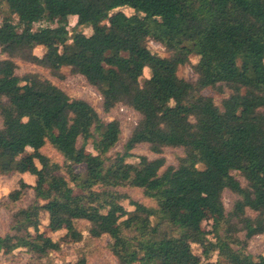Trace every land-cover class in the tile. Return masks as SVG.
I'll return each instance as SVG.
<instances>
[{
  "label": "trees",
  "instance_id": "trees-1",
  "mask_svg": "<svg viewBox=\"0 0 264 264\" xmlns=\"http://www.w3.org/2000/svg\"><path fill=\"white\" fill-rule=\"evenodd\" d=\"M2 1L10 14L0 24L7 56L0 59V174L36 180H21L35 200L13 213L0 252L47 257L62 242L81 241L77 222L85 220L92 237H111L118 264H264V253L249 251L264 234V0ZM124 6L135 13L117 10ZM70 16L92 33L71 36ZM149 40L170 55L153 53ZM193 55L196 79L180 77ZM17 60L56 76L64 67L83 75L106 113L120 103L135 109L140 120L123 150L113 152L123 137L119 119L104 121L88 100L40 73L20 76ZM208 87L230 93L218 105L203 93ZM47 144L62 162L43 152ZM141 144L156 157L136 155ZM168 147L183 149L177 165L167 164ZM126 187L155 204L132 199ZM227 190L237 196L230 209ZM63 229L60 241L50 234Z\"/></svg>",
  "mask_w": 264,
  "mask_h": 264
},
{
  "label": "rangeland",
  "instance_id": "rangeland-1",
  "mask_svg": "<svg viewBox=\"0 0 264 264\" xmlns=\"http://www.w3.org/2000/svg\"><path fill=\"white\" fill-rule=\"evenodd\" d=\"M117 10H123L128 15L135 13L132 7L124 6ZM116 10V11H117ZM10 14L9 7L6 2H0V24L6 15ZM69 27L71 30V36L76 32H84L86 34H91L93 29L89 25L76 26L77 17L70 16ZM37 26L42 25L37 23ZM149 49L160 56H169L170 53L166 48L159 42L155 40H149ZM45 49L43 47H38L35 52L39 55L44 53ZM6 54L2 53L0 48V59L6 58ZM199 57L193 55L191 57V64L180 66L178 74L180 77H184L188 80H195L196 74L193 70L192 64L197 63ZM18 62V74L24 76L29 72H37L44 77L50 78L56 84L64 88L72 97H78L88 100L98 111L102 114L104 121H110L112 119H119L122 123L123 137L122 142H120L114 149L113 152L122 151L123 144L130 137L131 131L134 126L140 120V114L132 107L125 105L123 103L118 104L111 112L106 113L103 110V99L98 90L91 85L87 79L80 74H73L69 67H64L62 69V76H56L51 73L49 69L41 67L39 65L26 62L23 60H17ZM151 75V70L146 69L144 76L141 78V83H144L147 77ZM203 93L208 96H212L218 105H221L222 100L228 96L230 89L225 88L224 91H220L217 88L208 87ZM2 124L0 117V126ZM89 147V146H88ZM92 149V146L89 147ZM43 152L53 158L55 161L62 162L63 157L50 145L47 144L43 148ZM136 155L147 154L148 156L154 158L156 154L149 150L147 144H141L136 149L133 150ZM183 153L182 148L168 147L165 149L164 156L167 158L168 165L178 164V155ZM127 161L131 163H136L139 161L138 157L131 156L127 158ZM238 179H240L243 184H246L245 179L239 172H234ZM24 179L28 183H35L36 178L28 173H9L0 174V234L4 235L9 231L12 215L20 207L27 206L35 200V193L33 189L26 188L21 190L20 182ZM124 192L128 193L132 199L139 200L147 205H154L155 202L150 198L145 197L143 190L138 188L126 187L122 189ZM236 194L230 190H227L224 194V202L228 209L233 206ZM123 204L129 210H134L135 207L131 205L129 200H124ZM250 214L254 215L253 211H249ZM48 218L46 215L43 216V222L41 225L42 230H48ZM211 221H205L204 227L207 230L211 229ZM77 227L83 232V239L79 242H62V247L59 251L51 252L47 257L37 258L24 251H16L13 255H5L0 252V264H81L82 261L87 262V264H118L116 257L110 250V243L112 241L111 237L107 234L99 238L92 237L89 233L90 223L85 220H80L77 222ZM67 230L63 229L57 232H50L55 240L60 241L62 237L66 234ZM244 236V233H242ZM194 251L200 253V248L198 245H194ZM250 253L257 258L259 255L264 253V234L257 235L253 237L249 242ZM215 258V256H214Z\"/></svg>",
  "mask_w": 264,
  "mask_h": 264
}]
</instances>
